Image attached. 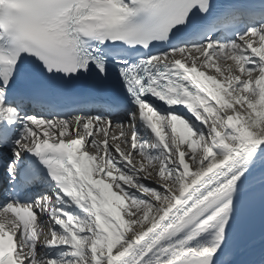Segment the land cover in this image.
Returning <instances> with one entry per match:
<instances>
[{
    "label": "snow or ice",
    "instance_id": "1",
    "mask_svg": "<svg viewBox=\"0 0 264 264\" xmlns=\"http://www.w3.org/2000/svg\"><path fill=\"white\" fill-rule=\"evenodd\" d=\"M0 169V264H264V0H0Z\"/></svg>",
    "mask_w": 264,
    "mask_h": 264
},
{
    "label": "bare ground",
    "instance_id": "2",
    "mask_svg": "<svg viewBox=\"0 0 264 264\" xmlns=\"http://www.w3.org/2000/svg\"><path fill=\"white\" fill-rule=\"evenodd\" d=\"M256 188H259V185H257V187H255L254 189H256ZM254 189H253V190H254Z\"/></svg>",
    "mask_w": 264,
    "mask_h": 264
}]
</instances>
